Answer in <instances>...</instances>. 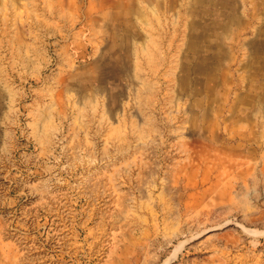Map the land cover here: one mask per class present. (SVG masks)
<instances>
[{"label":"rangeland","instance_id":"obj_1","mask_svg":"<svg viewBox=\"0 0 264 264\" xmlns=\"http://www.w3.org/2000/svg\"><path fill=\"white\" fill-rule=\"evenodd\" d=\"M0 264H264V0H0Z\"/></svg>","mask_w":264,"mask_h":264}]
</instances>
